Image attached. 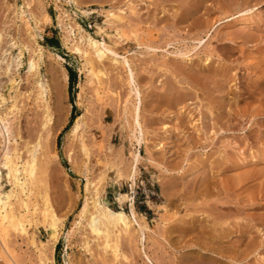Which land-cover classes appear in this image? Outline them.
Wrapping results in <instances>:
<instances>
[{
    "label": "rangeland",
    "instance_id": "obj_1",
    "mask_svg": "<svg viewBox=\"0 0 264 264\" xmlns=\"http://www.w3.org/2000/svg\"><path fill=\"white\" fill-rule=\"evenodd\" d=\"M22 6L30 17L43 18L42 36L25 51L15 86L4 92L8 103L10 95L20 92L21 117L12 128L20 131L22 157L35 144L41 162L50 159L47 188L62 223L49 248V229L37 211L25 223L26 233L11 232L10 251L0 239V264H183L191 259L192 264H264V0H0L3 43L27 41ZM47 12L51 19L45 22ZM116 25L131 34L128 42L117 40ZM88 32L114 44L119 60L130 58L142 92L146 131L137 146L141 159L134 186L128 177L136 145L127 70L109 53L96 58L84 37ZM18 52L14 48L9 56ZM89 52L94 70L85 64ZM38 53L35 75L28 71V57L38 58ZM68 67L77 72L73 99ZM58 79L62 94L55 86L44 102L57 115L56 100L63 98L67 119L45 151L36 144L44 132L45 106L35 92L38 83L53 88ZM74 106L76 115L87 110L88 126L77 137L69 135ZM0 168L6 183L7 169L1 162ZM104 171L105 178H100ZM163 181L173 185L174 199L167 208L156 204L165 200ZM11 187L6 184L5 189ZM42 187L30 196L39 205ZM119 192L130 194L122 204ZM87 195L100 196L113 208L122 205L129 214L133 197L149 225L144 243L150 258L135 222L129 233H122L117 254L104 248L90 217L78 223ZM214 214L224 218L217 233Z\"/></svg>",
    "mask_w": 264,
    "mask_h": 264
},
{
    "label": "bare ground",
    "instance_id": "obj_2",
    "mask_svg": "<svg viewBox=\"0 0 264 264\" xmlns=\"http://www.w3.org/2000/svg\"><path fill=\"white\" fill-rule=\"evenodd\" d=\"M78 7H81L80 2L77 3ZM23 5V4H22ZM131 8L132 11H135V5L133 2H131ZM25 6L20 7L21 13H19L20 17L25 21L24 24H26V31H27V41L23 42H17L14 41H7V43H3V37L0 33V162L1 166L3 168L7 169V182H3L2 177V171L0 168V239L3 242L6 249H9L8 247V241L9 237L11 235V232H18L21 231L23 233L27 232L26 222L31 221L33 218L32 215H34L37 211L43 216L42 222L48 227V235H47V241H48V247L53 248L56 241L58 240L60 230L57 229L58 226L62 223V218L54 208L52 202H51V196L49 194L47 183H48V174L51 171V168H49L50 159L45 160L41 162L40 157L35 153L36 147L35 144L29 146L26 148L27 155L26 158H23V150L18 146L17 144V136L20 135L19 129L14 130L12 128V123L18 124L20 117H21V107L19 106L18 97L20 96V92H16L15 95H10V98H12V101L8 103L9 98L5 95V90L12 89L15 84L17 83V72L20 71L21 67L23 66V57L25 51L28 49L30 50V44H34V42H38V37H41V21L43 18L38 17H30L26 12ZM130 8V9H131ZM86 11V10H84ZM34 13V12H33ZM37 14V13H36ZM33 15V14H32ZM46 17H44V21L48 22L51 17L49 13H45ZM108 17V16H107ZM21 19V20H22ZM107 19V18H106ZM120 20V19H119ZM108 23L112 22L111 19L106 20ZM114 21V20H113ZM76 22V21H75ZM241 22V21H240ZM244 22V21H243ZM242 22V24H243ZM113 23V22H112ZM120 23V22H119ZM118 23V24H119ZM78 24L79 28L81 30H84L82 25L80 23ZM122 24V23H120ZM241 24V23H240ZM101 31H104L103 26L98 24ZM115 29V35L117 36V40H122L124 42H128L131 38V34H128V32L125 31L123 25H116ZM124 27V28H123ZM79 29V30H80ZM134 31V30H133ZM7 32V31H6ZM130 32V31H129ZM130 33L133 34L131 31ZM83 35V33H82ZM134 35V34H133ZM115 36V37H116ZM89 44L93 54H95L99 59L104 56H109L111 54V59L114 62L121 63L124 68L127 70V83L129 85V92L134 96V101H132V109H131V136L133 138L132 144H135L136 147L132 151V157H133V163L132 167L130 169V172L128 173V177L132 181V186H134L135 181V174L137 171L138 163L141 159V152L138 150L137 146L141 145L143 140H145L144 132L146 131V128L143 126L142 121V92L141 89L137 83V80L134 75V70L130 62V58L123 55L122 59H118V52L116 49H114L113 45H110L106 43L105 40H99L95 39L94 36H92L89 32L85 34L84 36ZM104 39V38H103ZM5 40V39H4ZM119 42V41H118ZM14 48H19V52L17 57L11 58L10 54L11 51H13ZM41 50V46L39 48V51ZM34 53H37L34 50ZM90 52L88 54H85V64H89L94 70V66H92L93 57L90 56ZM10 55V56H9ZM61 58H64L62 55H59ZM58 56V57H59ZM36 57V56H35ZM34 56L29 55L28 57V71H31L32 74L39 75V59L41 55L38 53V58H35ZM11 58V59H10ZM103 59V58H102ZM95 62V61H94ZM86 66V65H85ZM88 66V65H87ZM58 78V77H57ZM61 80L58 79V81L54 84L52 87H44L41 83H38L37 86H39L36 90V98L44 102L46 100V97L49 95H54V87L57 86L58 91H61L62 94V87H61ZM18 88V87H16ZM61 89V90H60ZM7 90V91H8ZM17 91V90H16ZM57 91V90H56ZM60 94V95H61ZM64 94V93H63ZM57 95V94H56ZM130 95V94H129ZM59 96V95H58ZM82 92H79L78 97L81 99ZM57 97V96H56ZM55 97V98H56ZM127 99V98H125ZM177 99V98H176ZM11 100V99H10ZM127 101H129L127 99ZM51 103V102H50ZM56 103L58 104L59 113L54 114L52 112V108H50V104L48 101H45L43 105L45 106V109L43 110V128L44 132L42 135V140H39L36 144L43 149L49 151L47 149V145L49 142H51L58 134V132L62 129L63 125L65 124V121L67 119V114L65 113L66 107L64 104V99L60 96L57 98ZM77 103H80V100L77 101ZM131 105V104H130ZM131 107V106H130ZM43 109V108H42ZM69 109V108H68ZM129 110L130 108L126 105L124 107V113L127 114V118L129 116ZM142 110V111H141ZM20 112V113H19ZM86 113L87 110H83L82 112L78 113L70 127L69 135H76L79 136L80 131L84 126H88L87 119H86ZM90 126V125H89ZM84 130V129H83ZM40 135V136H41ZM82 136V134H81ZM84 136H82V148L86 154L90 153V149L88 145L84 142L83 139ZM15 140V143L12 144L13 139ZM14 142V141H13ZM162 142V140H161ZM159 142V143H161ZM158 143V144H159ZM27 144V143H26ZM164 144V143H163ZM134 145V146H135ZM161 145V144H160ZM159 145V147H160ZM156 146H158L156 144ZM25 148V146H24ZM41 152V151H40ZM48 156V155H46ZM254 157V156H253ZM47 159V157H46ZM68 159L71 162L72 156L71 152H68ZM110 162V161H109ZM110 163L108 164L107 168L109 167ZM260 166V165H259ZM263 166V165H261ZM260 166V167H261ZM250 169V168H249ZM253 169V168H252ZM87 170V169H86ZM244 170V169H243ZM251 171V170H250ZM249 171V172H250ZM255 171V170H254ZM253 171V172H254ZM241 172V171H240ZM258 172V170H257ZM259 173V172H258ZM256 174V173H255ZM262 174V173H261ZM106 171L103 172L100 178H105ZM119 175V174H118ZM244 175V174H242ZM241 176V175H240ZM260 176V175H258ZM242 177V176H241ZM257 179V178H256ZM169 182V181H168ZM166 181H163L161 183V195L165 199L161 203H156L159 206H162L164 208H167L168 204H170L173 199L174 195L172 193V184L168 183ZM263 182V181H262ZM6 184H11L12 187L8 190L5 189ZM91 184V180L89 177H87V184L86 189L88 190ZM44 187L43 192L41 190L40 196L42 195L43 203L41 205L38 204L36 200L33 202L31 201V195L37 193V189L41 186ZM42 187V188H43ZM133 188V187H132ZM261 188V187H260ZM40 190V189H39ZM38 190V191H39ZM260 190L263 191L261 188ZM259 191V190H258ZM262 191H259L262 193ZM264 192V191H263ZM26 194L25 198L22 197V194ZM40 193V192H39ZM38 193V195H39ZM130 197V194L127 192H119L117 199L120 204H122L125 200H128ZM132 197V196H131ZM93 210H91V207ZM30 207H32V211L30 212ZM21 208L27 209L26 212H22ZM141 213V212H140ZM138 213L135 203L132 199L130 200V214L123 208L122 205H120L119 208H113L108 204L107 201H105L102 197L98 196L97 199L93 198L92 195H87L84 203L82 204L78 215L80 216L78 223L82 222L83 219L90 217L89 222L91 224L92 229H97V235L100 237L102 235L103 237V245L104 248H112L113 251H115L117 254L118 251V243L119 239L122 236V233H129L130 228L132 225V222H135L138 226V230L140 231V239L142 242V250L147 258L149 257V254L147 253V250L145 249V232L149 228L148 222L145 219V215ZM214 217V231L217 233L216 225L221 224L223 222V217L220 215H213ZM225 222V221H224ZM101 234V235H100ZM87 247H89V242L87 241ZM207 253L203 252V255ZM220 254V253H219ZM221 255H223L221 253ZM122 256H126L125 254H122ZM209 256V255H207ZM211 257V256H210ZM9 260V259H8ZM10 261V260H9ZM150 261V260H149ZM187 261V260H186ZM185 262V261H184ZM194 261L191 259L190 262H186L183 264H192ZM45 264V263H44Z\"/></svg>",
    "mask_w": 264,
    "mask_h": 264
},
{
    "label": "trees",
    "instance_id": "obj_3",
    "mask_svg": "<svg viewBox=\"0 0 264 264\" xmlns=\"http://www.w3.org/2000/svg\"><path fill=\"white\" fill-rule=\"evenodd\" d=\"M53 41V40H51ZM57 43V42H56ZM69 70V93L71 95V98L73 99V87L75 86V83L77 81V72L75 70H73L71 67H68ZM76 111V107H73V111H72V116H71V120L74 118V116Z\"/></svg>",
    "mask_w": 264,
    "mask_h": 264
}]
</instances>
